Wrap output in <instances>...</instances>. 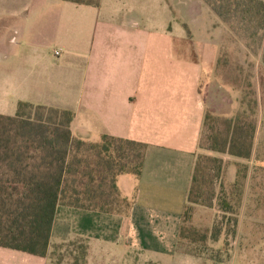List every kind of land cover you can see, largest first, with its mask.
Here are the masks:
<instances>
[{
    "label": "crops",
    "instance_id": "obj_1",
    "mask_svg": "<svg viewBox=\"0 0 264 264\" xmlns=\"http://www.w3.org/2000/svg\"><path fill=\"white\" fill-rule=\"evenodd\" d=\"M216 21L203 0H0V114L14 116L22 101L69 109L79 139L146 145L140 175L119 182L133 197L127 214L79 209L86 224L76 226L58 218L73 210L60 205L45 257L0 247V264H64L54 242L74 239L88 243L83 264H173L206 114L203 47Z\"/></svg>",
    "mask_w": 264,
    "mask_h": 264
},
{
    "label": "trees",
    "instance_id": "obj_2",
    "mask_svg": "<svg viewBox=\"0 0 264 264\" xmlns=\"http://www.w3.org/2000/svg\"><path fill=\"white\" fill-rule=\"evenodd\" d=\"M204 2L247 45L262 41L264 0ZM73 119L74 112L69 109L23 101L14 116L0 114V247L45 257L60 205L103 213L127 214L130 210L133 197L122 191L119 182L123 176L140 175L146 145L109 135L97 141L79 139L71 129ZM255 132L256 124L246 110L220 120L206 113L201 140L206 139V148L211 151L248 159ZM221 173L222 160L207 156L196 159L187 201L207 207L216 203L230 217L228 224L217 221L209 235L199 234L193 242L218 240L223 231L236 232L235 205L223 187L217 190V184L223 186L219 183ZM242 178L238 169L231 193L234 198ZM123 203L125 210L121 209ZM186 215L184 210L183 218ZM184 233L182 220L180 239Z\"/></svg>",
    "mask_w": 264,
    "mask_h": 264
},
{
    "label": "rangeland",
    "instance_id": "obj_3",
    "mask_svg": "<svg viewBox=\"0 0 264 264\" xmlns=\"http://www.w3.org/2000/svg\"><path fill=\"white\" fill-rule=\"evenodd\" d=\"M206 18L202 13L198 17L199 23H205ZM212 26L218 27L213 30L214 41L203 47L206 56H210V66L200 79L206 113L220 120L246 110L256 124L253 151L248 159L237 158L207 149L205 138L200 141L197 158L207 156L222 160L219 183L222 182L223 186L217 184V190L223 187L227 199L235 205L238 223L235 234L223 231L218 240L208 238L204 243L193 242L192 239L199 234L209 235L217 221L228 224L230 214L222 212L216 203L207 207L188 202L187 215L183 218L185 233L179 241L173 264H264V35L262 41L247 45L219 17ZM214 124L219 125V121ZM238 169L243 178L238 196L234 198L231 193ZM128 188L131 192L132 182L126 184L125 189ZM124 206L125 203L121 209L125 210ZM65 208L70 210L66 206L61 209ZM74 211L80 210L73 208L67 214L60 210L58 218L71 220L76 226L85 225ZM60 229L65 230L66 225H56V233ZM54 243L56 262L84 263L88 248L86 240Z\"/></svg>",
    "mask_w": 264,
    "mask_h": 264
},
{
    "label": "built area",
    "instance_id": "obj_4",
    "mask_svg": "<svg viewBox=\"0 0 264 264\" xmlns=\"http://www.w3.org/2000/svg\"><path fill=\"white\" fill-rule=\"evenodd\" d=\"M55 55H59L60 54V52L58 51V50H55V53H54Z\"/></svg>",
    "mask_w": 264,
    "mask_h": 264
}]
</instances>
